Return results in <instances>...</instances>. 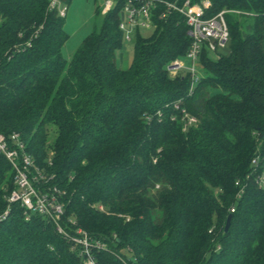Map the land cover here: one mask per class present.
Returning <instances> with one entry per match:
<instances>
[{"label":"trees","instance_id":"obj_1","mask_svg":"<svg viewBox=\"0 0 264 264\" xmlns=\"http://www.w3.org/2000/svg\"><path fill=\"white\" fill-rule=\"evenodd\" d=\"M185 1L161 0L123 69L125 0L69 60L51 0H0V134L65 192L64 229L108 244L98 264H264V0H208L207 16L228 12L229 54L203 49L191 94L190 72L168 70L192 40L166 3ZM182 110L197 120L186 131ZM14 188L0 153V264H84L51 222L10 206Z\"/></svg>","mask_w":264,"mask_h":264},{"label":"built area","instance_id":"obj_2","mask_svg":"<svg viewBox=\"0 0 264 264\" xmlns=\"http://www.w3.org/2000/svg\"><path fill=\"white\" fill-rule=\"evenodd\" d=\"M119 0H106L102 9L103 14H107L118 3ZM161 0H125L121 10L120 30L130 40L131 35L136 31L151 30L156 26L152 20V13L157 9ZM212 4L208 0L201 3H191L189 0L183 4L166 3L169 11L176 12L182 16L188 26V36L191 38V46L184 60L175 61L168 70L174 77L186 70L192 76V84L189 93L191 94L195 84L200 79L199 76V58L203 49L206 48L211 53L225 49L230 39V32L226 20L228 12L222 11L214 16H207V11ZM51 7L57 8L61 17H65L66 10L59 6V0H51ZM165 18L166 15L161 16ZM178 108V106H176ZM184 120V131L195 125V117L182 110ZM0 153L9 161L14 172L15 188L8 197V203L20 204L24 209V215L27 219L33 213H36L55 227L57 232L75 246L84 259V264H98L95 253L110 252L108 244L92 237L85 230L78 228L74 233L68 232L62 226V219L65 214L66 203L64 200L65 192L57 185H52V177L42 172L36 166L34 159L27 152L25 142L18 134H12L7 137L0 134ZM258 166L259 159L253 161ZM256 168V169H257ZM260 186H264V173L257 180ZM239 186V182L237 183ZM243 192L240 186L239 193ZM98 210L104 211V207L99 206ZM234 212V209L231 210ZM9 211L4 215L8 216ZM73 223V222H72ZM75 225V223H73ZM125 264L127 262L123 261Z\"/></svg>","mask_w":264,"mask_h":264},{"label":"rangeland","instance_id":"obj_3","mask_svg":"<svg viewBox=\"0 0 264 264\" xmlns=\"http://www.w3.org/2000/svg\"><path fill=\"white\" fill-rule=\"evenodd\" d=\"M106 0H59V6L66 10L65 31L69 38L63 48L65 59L69 60L80 47L82 42L95 30H99L103 22V7ZM151 30H142L141 35H149ZM214 54V55H213ZM211 54L213 60L219 56L229 54V49L219 50L217 55ZM134 35L130 40L124 36L122 47L116 51L117 64L120 68H127L133 62ZM128 259H132L127 255Z\"/></svg>","mask_w":264,"mask_h":264},{"label":"water","instance_id":"obj_4","mask_svg":"<svg viewBox=\"0 0 264 264\" xmlns=\"http://www.w3.org/2000/svg\"><path fill=\"white\" fill-rule=\"evenodd\" d=\"M231 221H232V216H229L227 221H226L225 232H227L229 230L230 225H231Z\"/></svg>","mask_w":264,"mask_h":264}]
</instances>
